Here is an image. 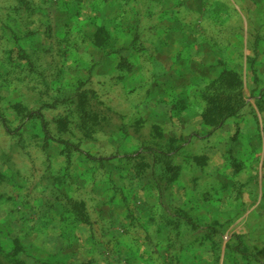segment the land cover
I'll list each match as a JSON object with an SVG mask.
<instances>
[{"label":"rangeland","instance_id":"obj_1","mask_svg":"<svg viewBox=\"0 0 264 264\" xmlns=\"http://www.w3.org/2000/svg\"><path fill=\"white\" fill-rule=\"evenodd\" d=\"M259 26L264 0H0V264H264Z\"/></svg>","mask_w":264,"mask_h":264},{"label":"crops","instance_id":"obj_2","mask_svg":"<svg viewBox=\"0 0 264 264\" xmlns=\"http://www.w3.org/2000/svg\"><path fill=\"white\" fill-rule=\"evenodd\" d=\"M182 1H183L185 6H188V4L190 3L191 0H182ZM144 20L142 22L143 25H144ZM250 24L253 26L254 29L257 30V20H253ZM258 28H260L261 35L263 34L262 37L264 39V26L263 27L259 26ZM222 38H224V35H222ZM259 50H261V52H260L261 56H260V59H259V67H260V69H259V77L261 78V80L264 81V45L261 46V48ZM262 117H264V114L262 115ZM260 120H264V118L263 119L260 118Z\"/></svg>","mask_w":264,"mask_h":264},{"label":"trees","instance_id":"obj_3","mask_svg":"<svg viewBox=\"0 0 264 264\" xmlns=\"http://www.w3.org/2000/svg\"><path fill=\"white\" fill-rule=\"evenodd\" d=\"M131 67H132V66H131V65H129V70L131 69Z\"/></svg>","mask_w":264,"mask_h":264}]
</instances>
